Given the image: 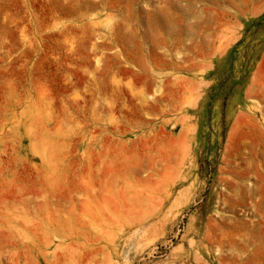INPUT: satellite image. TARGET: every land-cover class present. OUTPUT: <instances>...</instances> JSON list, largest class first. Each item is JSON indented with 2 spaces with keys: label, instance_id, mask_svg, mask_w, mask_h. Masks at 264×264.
I'll return each mask as SVG.
<instances>
[{
  "label": "rangeland",
  "instance_id": "obj_1",
  "mask_svg": "<svg viewBox=\"0 0 264 264\" xmlns=\"http://www.w3.org/2000/svg\"><path fill=\"white\" fill-rule=\"evenodd\" d=\"M0 264H264V0H0Z\"/></svg>",
  "mask_w": 264,
  "mask_h": 264
},
{
  "label": "bare ground",
  "instance_id": "obj_2",
  "mask_svg": "<svg viewBox=\"0 0 264 264\" xmlns=\"http://www.w3.org/2000/svg\"><path fill=\"white\" fill-rule=\"evenodd\" d=\"M218 35V34H217ZM215 38V37H214ZM221 38V37H220ZM216 39V38H215ZM224 48V47H223ZM198 54V53H197ZM182 86V85H181ZM220 248V247H219Z\"/></svg>",
  "mask_w": 264,
  "mask_h": 264
}]
</instances>
